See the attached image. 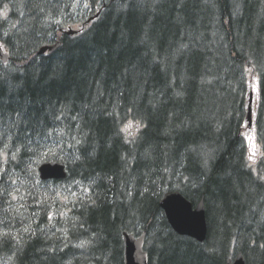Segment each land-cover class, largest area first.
<instances>
[{
	"label": "trees",
	"instance_id": "1",
	"mask_svg": "<svg viewBox=\"0 0 264 264\" xmlns=\"http://www.w3.org/2000/svg\"><path fill=\"white\" fill-rule=\"evenodd\" d=\"M0 43V264H123L143 231L148 264H264V0H0ZM170 193L203 197V243Z\"/></svg>",
	"mask_w": 264,
	"mask_h": 264
},
{
	"label": "water",
	"instance_id": "2",
	"mask_svg": "<svg viewBox=\"0 0 264 264\" xmlns=\"http://www.w3.org/2000/svg\"><path fill=\"white\" fill-rule=\"evenodd\" d=\"M56 47L43 48L53 51ZM0 61L7 63L8 55L0 45ZM250 106L247 113V122L250 125ZM40 177L43 180H59L65 178L62 164L46 163L39 167ZM160 207L165 213L166 219L171 228L179 235L188 236L198 242H203L206 238L207 228L203 199H200L193 208L192 204L179 194L167 195L160 203ZM145 233L135 239L132 235L123 234L124 257L123 264H148L147 253L143 250ZM229 264V263H228ZM233 264H244L241 256H238Z\"/></svg>",
	"mask_w": 264,
	"mask_h": 264
},
{
	"label": "rangeland",
	"instance_id": "3",
	"mask_svg": "<svg viewBox=\"0 0 264 264\" xmlns=\"http://www.w3.org/2000/svg\"><path fill=\"white\" fill-rule=\"evenodd\" d=\"M127 126H128V128H132V125L127 124L124 127L125 130H126ZM260 153H261L260 149L258 151L249 152V162L251 164H255L257 162V160L260 158V155H261Z\"/></svg>",
	"mask_w": 264,
	"mask_h": 264
},
{
	"label": "bare ground",
	"instance_id": "4",
	"mask_svg": "<svg viewBox=\"0 0 264 264\" xmlns=\"http://www.w3.org/2000/svg\"><path fill=\"white\" fill-rule=\"evenodd\" d=\"M3 64V63H2Z\"/></svg>",
	"mask_w": 264,
	"mask_h": 264
}]
</instances>
